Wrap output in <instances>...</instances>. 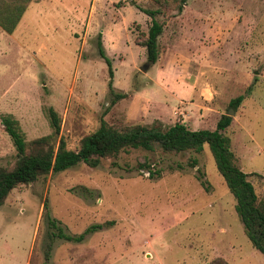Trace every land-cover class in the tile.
<instances>
[{"label":"rangeland","instance_id":"rangeland-1","mask_svg":"<svg viewBox=\"0 0 264 264\" xmlns=\"http://www.w3.org/2000/svg\"><path fill=\"white\" fill-rule=\"evenodd\" d=\"M163 2L32 0L13 34L0 28V168L17 160L4 115L32 142L54 133L53 108L56 148L62 139L78 150L102 121L215 130L233 110L224 135L264 201V0H189L180 14ZM142 9L163 10L155 65L138 44L152 25ZM100 36L115 93L127 95L115 105ZM146 163L160 177L140 168ZM46 206L67 234L103 227L82 243L56 239L47 264H264L208 145L201 153L128 149L98 168L82 163L19 186L0 207V264H46Z\"/></svg>","mask_w":264,"mask_h":264},{"label":"trees","instance_id":"trees-1","mask_svg":"<svg viewBox=\"0 0 264 264\" xmlns=\"http://www.w3.org/2000/svg\"><path fill=\"white\" fill-rule=\"evenodd\" d=\"M31 1L12 0L11 3H7L0 0V28L5 33L15 32ZM188 1L164 0L163 6L165 9L172 8L180 14ZM142 11L152 19V25L148 37L140 40L138 44L146 49L148 64L155 65L160 56L159 39L164 32V24L158 20L163 10L142 9ZM98 48L109 69L108 86L110 94L113 95L112 105H115L127 95L115 93L112 60L105 52L101 36ZM244 99L245 96H239L231 101L230 106L237 110ZM48 114L54 133L32 142L26 141L19 122L12 115L2 116V125L17 151V160L11 169L0 168V207L4 205L11 192L19 186L33 184L42 176L65 172L82 163L91 168H98L103 160L117 157L122 151L128 149L176 154L188 151L201 153L204 146L208 145L218 172L236 200V213L244 226L248 240L257 251L264 255V201L259 200L253 184L248 180L249 175L236 164L235 155L231 150V141L224 135L233 122L232 117L223 115L215 130H192L184 123H176L168 128L143 125L115 128L106 121H102L97 131L82 139L78 150H69L62 139L56 148L61 123L53 108L49 109ZM140 168L147 170L151 178L160 177L159 171H152L154 168L151 164L140 165ZM45 220L50 230L47 238L48 249L45 254L46 264L51 259V251L56 239L82 243L86 235L103 228L92 226L80 235L67 234L61 223L52 217L48 206L45 208ZM215 264L228 263L220 259Z\"/></svg>","mask_w":264,"mask_h":264},{"label":"water","instance_id":"water-1","mask_svg":"<svg viewBox=\"0 0 264 264\" xmlns=\"http://www.w3.org/2000/svg\"><path fill=\"white\" fill-rule=\"evenodd\" d=\"M230 114H234L233 110H231V112L228 114V116H230ZM231 117V116H230Z\"/></svg>","mask_w":264,"mask_h":264},{"label":"crops","instance_id":"crops-1","mask_svg":"<svg viewBox=\"0 0 264 264\" xmlns=\"http://www.w3.org/2000/svg\"><path fill=\"white\" fill-rule=\"evenodd\" d=\"M1 30H2V28H1ZM3 31V30H2Z\"/></svg>","mask_w":264,"mask_h":264}]
</instances>
